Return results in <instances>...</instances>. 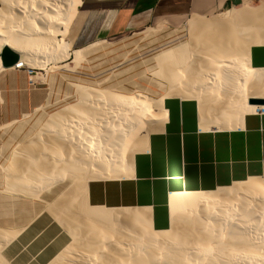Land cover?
<instances>
[{
	"label": "bare ground",
	"instance_id": "obj_1",
	"mask_svg": "<svg viewBox=\"0 0 264 264\" xmlns=\"http://www.w3.org/2000/svg\"><path fill=\"white\" fill-rule=\"evenodd\" d=\"M81 1L0 0V51L8 46L19 55L13 68L67 70L66 61L76 66L87 52L101 51V42L72 49L67 40ZM185 26L188 41L152 59L167 85L157 101L73 85L75 103L45 120L29 151L24 145L16 150L23 164L7 176L9 189L38 199L63 181L72 183L45 209L72 239L49 264H264V182L258 178L213 193L174 196L166 231H154L137 210L74 204L82 201L87 181L128 174L166 97L195 99L209 127L229 128L246 113L264 111L248 104L264 99V69L252 68L247 57L251 45L264 41V0L210 18L192 15ZM16 233L0 230V264H9L1 251Z\"/></svg>",
	"mask_w": 264,
	"mask_h": 264
},
{
	"label": "crops",
	"instance_id": "obj_2",
	"mask_svg": "<svg viewBox=\"0 0 264 264\" xmlns=\"http://www.w3.org/2000/svg\"><path fill=\"white\" fill-rule=\"evenodd\" d=\"M245 1L82 0L68 29V42L79 49L157 26L176 29L192 15H215ZM247 52L250 66L264 69V41ZM158 114L159 122L133 153L128 174L87 181L82 201L75 205L137 210L154 231H166L172 227L174 196L213 193L264 176V112L246 113L229 128H207L195 99L173 95L163 100ZM29 201L37 199L20 202ZM28 210L32 214L34 209ZM8 231L17 232L1 251L9 264H48L72 243L46 210Z\"/></svg>",
	"mask_w": 264,
	"mask_h": 264
},
{
	"label": "rangeland",
	"instance_id": "obj_3",
	"mask_svg": "<svg viewBox=\"0 0 264 264\" xmlns=\"http://www.w3.org/2000/svg\"><path fill=\"white\" fill-rule=\"evenodd\" d=\"M244 3L253 8L258 5L259 0H247ZM244 3L215 15L230 9L236 10ZM185 27L184 21L183 25L176 29L157 26L118 40L102 41L101 51L94 50V54L87 52V57L78 65L66 61L69 71L52 70L50 66H46L43 70L15 67L0 72V230H8L9 226L14 229L21 228L32 216L47 209L48 205L55 206L57 197L63 192L65 195L70 189L71 181H63L48 191H42L37 202L29 201L25 204L20 201L34 198L9 189L7 176L10 173H19L18 164L21 167L23 164V160L19 161L23 150L19 148L23 145V149L32 148L33 144L29 143L37 137L45 120L61 108L75 103L73 85L113 90L124 95L141 93L157 101L166 92L167 85L156 75L158 69L153 65L152 59L163 51L187 42L189 35ZM147 30L151 32L147 34ZM201 113L203 120L204 112L200 111ZM202 125L208 128L210 124L203 122ZM140 139L136 137L135 140ZM18 149L21 152H17ZM9 165L19 168L14 167L12 170ZM258 179L264 182V176ZM32 207L34 210L31 214L27 210Z\"/></svg>",
	"mask_w": 264,
	"mask_h": 264
},
{
	"label": "water",
	"instance_id": "obj_4",
	"mask_svg": "<svg viewBox=\"0 0 264 264\" xmlns=\"http://www.w3.org/2000/svg\"><path fill=\"white\" fill-rule=\"evenodd\" d=\"M19 55L12 51L8 46L2 47L0 51V62L4 69L13 68L18 64ZM248 104L256 106H264V99H249Z\"/></svg>",
	"mask_w": 264,
	"mask_h": 264
},
{
	"label": "built area",
	"instance_id": "obj_5",
	"mask_svg": "<svg viewBox=\"0 0 264 264\" xmlns=\"http://www.w3.org/2000/svg\"><path fill=\"white\" fill-rule=\"evenodd\" d=\"M262 112H264V111H262Z\"/></svg>",
	"mask_w": 264,
	"mask_h": 264
}]
</instances>
